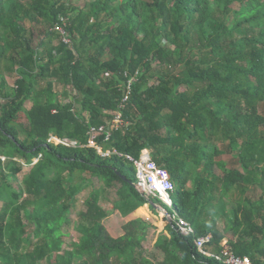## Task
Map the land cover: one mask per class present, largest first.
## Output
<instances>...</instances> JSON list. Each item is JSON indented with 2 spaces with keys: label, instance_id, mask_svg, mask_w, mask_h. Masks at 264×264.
Listing matches in <instances>:
<instances>
[{
  "label": "trees",
  "instance_id": "1",
  "mask_svg": "<svg viewBox=\"0 0 264 264\" xmlns=\"http://www.w3.org/2000/svg\"><path fill=\"white\" fill-rule=\"evenodd\" d=\"M118 113L96 137L117 151L103 157L91 129ZM147 149L174 182L168 211L195 230L168 223L154 256L149 219L114 224L163 205L132 185ZM205 236L207 251L264 264V0H0V264H223L197 248Z\"/></svg>",
  "mask_w": 264,
  "mask_h": 264
},
{
  "label": "built area",
  "instance_id": "2",
  "mask_svg": "<svg viewBox=\"0 0 264 264\" xmlns=\"http://www.w3.org/2000/svg\"><path fill=\"white\" fill-rule=\"evenodd\" d=\"M61 32L65 34V31L61 30ZM64 42L70 43V40L64 37ZM131 85L132 82H130L127 87L128 90L125 94L123 104L129 99V96L131 94ZM122 125V114L118 113L112 121L107 123V125L101 126L99 128H92L90 132L91 138L89 139L87 146L98 149L99 153L102 154L103 157H108L111 153L116 154V150H114L113 152H103L102 149L96 143V137L100 133L105 132L107 135L106 140H108L111 136L112 131H114L115 129H119ZM48 142L54 143L56 145H63L66 147H84V145L80 144L77 141L61 140L55 136H51ZM2 159L5 160V158ZM130 160L134 162L136 166V184L139 186L140 190L148 198L159 197V199L162 201V204L165 205L167 209H172V194L175 191V185L171 179L169 172L166 169L160 167L150 156L145 157L142 154L140 160L134 161L131 158ZM37 161L38 160L36 159L35 162ZM169 214L171 215L172 223H175L176 227L182 234H184L185 236H192L195 234V230L189 222L181 218L176 212H170ZM210 241L211 236L198 237L195 240V244L201 253L215 258L223 264H252L250 258L236 256L234 253L230 252L226 247L224 248V251L221 254H216L207 251L206 246L208 243H210Z\"/></svg>",
  "mask_w": 264,
  "mask_h": 264
},
{
  "label": "rangeland",
  "instance_id": "3",
  "mask_svg": "<svg viewBox=\"0 0 264 264\" xmlns=\"http://www.w3.org/2000/svg\"><path fill=\"white\" fill-rule=\"evenodd\" d=\"M79 5L83 6L84 2H77ZM16 75H11V74H7V80H8V83L10 85H14L15 83V80H16ZM41 85H43V83H41ZM56 91L60 92V93H63V88L61 85L59 84H56L55 85V88H54ZM61 100H64L62 102H66L65 100L67 98H63L61 97ZM31 106V104H28L27 105V108H29ZM224 149H225V146H222ZM224 160L227 162L228 166L227 168H239V165H238V162L233 159V156L229 153H226L225 156L223 157ZM25 172L24 171L23 173H21L17 179H9L10 180V183L12 184L13 188L14 189H18L19 188V185L22 183V179L24 178L25 176ZM84 177H87L89 178L88 174H84L83 175ZM94 182H96V185H101V183H99V181L94 178L93 179ZM100 187V186H99ZM89 195V189H87L83 195H81L78 199V202L76 204V207L74 209V212L71 214V218H70V224H68L66 227H65V231L68 233V237L66 238L67 242L68 243H71L73 241H78V239L81 237L80 233H79V230H78V223L76 221V218L78 216V214L85 209V200L86 198L88 197ZM104 195V199L101 203H102V206L104 208H109L110 209V201L116 196L115 193L112 191V190H109L103 194ZM142 215V216H141ZM164 213L161 215V217H157V218H154L150 213H148V215H145V214H140V213H137V214H133L132 216L130 217H126V218H118V220H114V224L115 226L117 225H120L122 222H125L129 219H132V218H135L137 216H141L143 219L145 220H148L154 225L153 228L150 229V232H149V235H148V239L145 241L144 243V247L146 249V253L149 254V256H154L155 254H157V252L155 253L154 252V244L155 242L160 238V236L162 234H165V228H166V223H165V219L163 218L164 216ZM114 224H111L113 227H114ZM110 226V225H109ZM219 226L220 228H223L224 227V222L223 220H219ZM226 242V241H225ZM224 242V243H225Z\"/></svg>",
  "mask_w": 264,
  "mask_h": 264
},
{
  "label": "crops",
  "instance_id": "4",
  "mask_svg": "<svg viewBox=\"0 0 264 264\" xmlns=\"http://www.w3.org/2000/svg\"><path fill=\"white\" fill-rule=\"evenodd\" d=\"M145 151H147V152H145ZM142 154H143V156H145V157H148V156H150L152 159H153V157H152V150H150V149H147V150H145ZM144 207H146V212L147 213H150L154 218H157V217H161V215L163 214V212H161L160 211V209H158L157 207H152L153 209H151V206L150 205H146V206H144ZM137 213H139L138 211L136 212V213H133V214H137ZM132 214V215H133ZM142 216V215H141ZM140 216V217H141ZM164 217V219H165V223H166V225L168 224V223H170V221H169V219H168V216L166 215V214H164L163 215ZM138 217V216H137ZM157 219H159V218H157ZM153 227H154V225H153ZM166 233L165 234H167V231H165Z\"/></svg>",
  "mask_w": 264,
  "mask_h": 264
},
{
  "label": "water",
  "instance_id": "5",
  "mask_svg": "<svg viewBox=\"0 0 264 264\" xmlns=\"http://www.w3.org/2000/svg\"><path fill=\"white\" fill-rule=\"evenodd\" d=\"M132 183V182H131ZM137 189L140 190L139 186L137 184H133ZM141 191V190H140ZM142 192V191H141ZM150 205H152L153 207H157L158 209H160L161 212H163L164 214L168 215V219L169 221L172 223V219H171V215L169 214L170 212L168 211V209L166 207H164L163 205H157L154 204L153 202H150ZM169 212V213H168Z\"/></svg>",
  "mask_w": 264,
  "mask_h": 264
},
{
  "label": "clouds",
  "instance_id": "6",
  "mask_svg": "<svg viewBox=\"0 0 264 264\" xmlns=\"http://www.w3.org/2000/svg\"><path fill=\"white\" fill-rule=\"evenodd\" d=\"M165 207V205H163ZM167 208V207H166Z\"/></svg>",
  "mask_w": 264,
  "mask_h": 264
}]
</instances>
